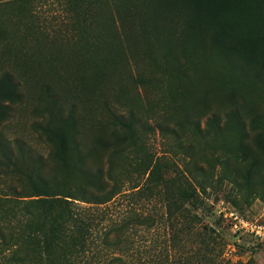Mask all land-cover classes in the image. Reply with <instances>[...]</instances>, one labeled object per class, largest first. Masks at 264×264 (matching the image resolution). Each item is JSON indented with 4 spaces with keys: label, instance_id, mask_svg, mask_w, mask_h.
<instances>
[{
    "label": "trees",
    "instance_id": "1",
    "mask_svg": "<svg viewBox=\"0 0 264 264\" xmlns=\"http://www.w3.org/2000/svg\"><path fill=\"white\" fill-rule=\"evenodd\" d=\"M181 1L192 13L181 52L173 25L152 19L159 55L140 41L97 54L94 34L91 49L19 53L0 26V264H135L139 229L177 222L216 177L264 200V0ZM116 19L90 26L115 40L120 8ZM46 72L56 83L35 96ZM124 199V216L106 215ZM153 199L158 217L135 207Z\"/></svg>",
    "mask_w": 264,
    "mask_h": 264
},
{
    "label": "rangeland",
    "instance_id": "2",
    "mask_svg": "<svg viewBox=\"0 0 264 264\" xmlns=\"http://www.w3.org/2000/svg\"><path fill=\"white\" fill-rule=\"evenodd\" d=\"M2 1L0 26L13 42L11 49L19 53L36 49L44 55L51 49L79 51L90 47L93 38L98 44L95 43L91 51L97 54H106L114 48L133 53L131 51L145 48L141 44L148 42L147 50L157 55L162 47L155 44L152 23L173 25L174 48L181 52L183 36H189L182 23L192 14L181 0H33L27 4H23V0ZM150 2L153 8L144 13ZM117 8L126 24L115 40H112L115 33L110 27L90 26L92 21L115 20ZM144 19H152L151 24L146 25ZM123 31L132 35L126 39ZM23 39L28 41L25 43ZM129 56L133 61L132 55ZM54 80L53 73L46 72L29 86L37 96L41 82L54 85ZM63 88L69 94L66 84ZM150 142L153 150L167 151L166 143L159 136L151 137ZM173 159L183 165L180 156ZM140 203L135 207L142 213L150 212L155 217L164 213V206L157 199ZM184 207L185 212L175 223L163 214L161 224L157 223L150 230L139 229L133 243L135 264H264V240L251 231L237 228V221L231 216L236 213L249 226H264L263 199L250 202L216 177L212 186L196 188L195 198L185 202ZM128 209L126 199L120 200L109 205L106 215L124 216ZM168 212H173V208L170 207Z\"/></svg>",
    "mask_w": 264,
    "mask_h": 264
},
{
    "label": "built area",
    "instance_id": "3",
    "mask_svg": "<svg viewBox=\"0 0 264 264\" xmlns=\"http://www.w3.org/2000/svg\"><path fill=\"white\" fill-rule=\"evenodd\" d=\"M231 216L234 217L235 221H237L235 224L237 228L241 227L242 229L251 231L258 238H261L262 240H264V226H249V224H247L244 220H241L240 217L236 213H231Z\"/></svg>",
    "mask_w": 264,
    "mask_h": 264
}]
</instances>
